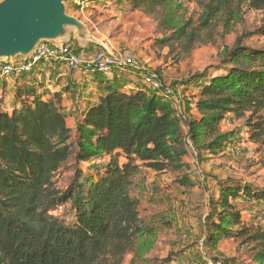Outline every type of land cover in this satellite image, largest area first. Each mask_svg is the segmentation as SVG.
<instances>
[{"label":"trees","instance_id":"trees-1","mask_svg":"<svg viewBox=\"0 0 264 264\" xmlns=\"http://www.w3.org/2000/svg\"><path fill=\"white\" fill-rule=\"evenodd\" d=\"M126 1L129 11L155 20L163 32L154 48L177 58L214 44L218 17L225 15L227 29L228 7L236 1L264 15V0ZM192 3L201 9L196 19L188 16ZM255 37L264 38V17L222 48L227 68L204 77L191 102L193 119L180 115V93L178 105L143 85L127 93L118 73L98 84L72 128L59 93L14 79V105L10 112L0 108V264H123L126 256L129 264H150L156 232L130 195L140 171L179 172L188 148L196 155L221 152L233 138L222 131L230 116L245 120L250 142L264 145V43H249ZM70 162L74 177L60 191L56 175ZM83 165H93V174ZM181 184L190 186L184 178ZM218 188L204 246L215 252L221 242L238 239L253 245L255 262L264 264V228L244 223L235 203L243 197L264 205V189L222 182Z\"/></svg>","mask_w":264,"mask_h":264},{"label":"rangeland","instance_id":"rangeland-1","mask_svg":"<svg viewBox=\"0 0 264 264\" xmlns=\"http://www.w3.org/2000/svg\"><path fill=\"white\" fill-rule=\"evenodd\" d=\"M187 10L188 16L193 19L201 11L194 3L188 4ZM228 10L232 12L227 20L228 28H224L227 25L223 23L225 15L222 14L216 22L215 32L218 37L214 44L198 45L189 57L181 55L177 58L168 54V49L154 48L155 41L164 36L163 32L155 20L129 11L126 0H90L83 13L77 11L73 3H69L67 13L85 23L98 44L89 43L79 47L75 40L70 43L82 56L103 50L113 54L129 52L139 63L140 70H128L120 76L133 83L139 72L143 76L146 73L157 74L166 87L180 93L179 107L183 112L185 106L193 102L200 83L208 77L223 73L227 68L219 58L222 48L230 49L237 36L259 27L264 17L261 12L249 9L244 1H236ZM221 35L223 39H220ZM249 43L261 44L264 38L255 37ZM37 68L40 72L35 74ZM32 75L20 76L18 81L33 80L44 89L48 86L60 87L62 89L59 94L68 95L65 102H62L65 108L62 103L61 106L62 110L69 107L67 124L73 128L74 114L85 104L83 99H91L85 92L87 82L81 81L84 89L79 85H71L70 76L77 74L47 63L36 66ZM79 75L84 80L90 78L96 85L107 80V77L97 73ZM13 85L14 78L0 79V108L8 112L14 105ZM244 121L228 117L222 131L232 133L233 138L216 155H196L188 148L184 159L186 168L183 170L155 173L142 169L134 178L130 195L139 201L141 220L156 232L154 246L146 256L150 264H258L253 257L256 248L253 245H241L238 239L221 242L215 252L203 244L210 206L219 196L218 186L221 182L235 183L253 190L264 189V145L250 142ZM72 165L70 162L56 175L60 191L72 182L75 172ZM82 168L86 174H93L95 169L93 165H83ZM182 178L190 186L182 185ZM235 203L244 223L264 228V205L243 197ZM130 260L131 256H126L123 264H129Z\"/></svg>","mask_w":264,"mask_h":264},{"label":"water","instance_id":"water-1","mask_svg":"<svg viewBox=\"0 0 264 264\" xmlns=\"http://www.w3.org/2000/svg\"><path fill=\"white\" fill-rule=\"evenodd\" d=\"M73 0L0 1V63L26 62L40 44L56 48L76 41L98 44L79 18L67 13Z\"/></svg>","mask_w":264,"mask_h":264},{"label":"built area","instance_id":"built-area-1","mask_svg":"<svg viewBox=\"0 0 264 264\" xmlns=\"http://www.w3.org/2000/svg\"><path fill=\"white\" fill-rule=\"evenodd\" d=\"M89 1L73 0L72 3L77 11L83 13ZM44 63L63 67L70 73H80L86 76L98 73L107 78L128 70L137 72L140 70L139 63L129 52L113 54L108 50H103L84 58L74 52L71 43L64 44L59 48L49 44H40L35 53L26 62L0 63V79H17L24 74L31 73L36 66ZM142 85L152 92H157L161 96L176 102L178 105V94L173 89L166 87L157 74L146 73L143 76ZM176 107L180 115L183 116L179 105ZM100 163L98 162V164Z\"/></svg>","mask_w":264,"mask_h":264},{"label":"crops","instance_id":"crops-1","mask_svg":"<svg viewBox=\"0 0 264 264\" xmlns=\"http://www.w3.org/2000/svg\"><path fill=\"white\" fill-rule=\"evenodd\" d=\"M89 56H91V54L89 55V54H87V55H84V56H82L81 55V57H84V58H86V57H89ZM44 65V64H43ZM40 68V67H39ZM74 74H77V75H72V76H70V79H69V81H70V84L71 85H79L80 87H82L83 89H84V87H83V84L84 83H82L81 81L83 80V81H86L87 82V88H86V90H85V92H86V95H89V96H93V94L92 93H94L95 91H96V88L98 87V84L96 85V84H94L91 80H90V78L89 79H87V80H84V79H82V78H79V77H81L79 74L80 73H74ZM82 75V74H81ZM84 76H86V75H84ZM88 77H90V76H88ZM142 78H143V74L142 73H140L139 72V74L136 76V80H135V82H133V83H130V82H128V79H126V77H124L123 79H122V81L120 82V84H121V87H122V91H124V92H134V91H137V90H139V89H141L142 88ZM108 79V78H107ZM54 88H51V87H49L48 86V88H45V90H47L48 92H49V94H54V93H59V91L62 89V88H58V90H57V88L55 87V86H53ZM50 88V89H49ZM49 89V90H48ZM125 89H127V90H125ZM52 90V91H51ZM68 95L66 94V93H63L62 95H61V97H62V102H65V99H66V97H67ZM83 101H88L87 99H83ZM196 100H193V102H195ZM63 104V103H62ZM65 103L63 104V107L65 108ZM66 106H68V104L66 103ZM70 106V105H69ZM184 106V105H183ZM67 108H69V107H67ZM65 109V110H63V112L66 114V115H68L70 112H68V110L69 109ZM185 108H186V110L185 111H183L182 113L183 114H185L188 118H195L196 116H197V114H196V112H195V109H194V106H193V104L191 103V104H189V105H186L185 106ZM85 110H86V107H85V105L84 104H82V106H81V108H79L78 109V112L77 113H75L74 114V117H75V121H74V123L79 119V118H81V114H83L84 112H85Z\"/></svg>","mask_w":264,"mask_h":264}]
</instances>
